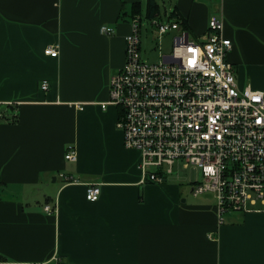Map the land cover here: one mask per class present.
<instances>
[{"label": "crops", "instance_id": "obj_1", "mask_svg": "<svg viewBox=\"0 0 264 264\" xmlns=\"http://www.w3.org/2000/svg\"><path fill=\"white\" fill-rule=\"evenodd\" d=\"M137 2L148 0H0V264H264V209L220 223L193 182L142 183L120 108L101 106ZM214 14L239 86L263 90L264 0H177L167 17L203 41Z\"/></svg>", "mask_w": 264, "mask_h": 264}, {"label": "built area", "instance_id": "obj_2", "mask_svg": "<svg viewBox=\"0 0 264 264\" xmlns=\"http://www.w3.org/2000/svg\"><path fill=\"white\" fill-rule=\"evenodd\" d=\"M141 20L139 15L132 20L125 64L110 80L109 100L101 103L103 109L120 108L117 126L124 146L140 152L141 182H164L182 160L184 167L202 169L204 180L192 183V193L214 194L220 223L229 211L246 212L257 205L264 209V89L239 86L227 58L233 42L224 36L223 16H211L203 41L179 20L152 18L160 37L175 33L173 50L158 63L142 58ZM101 31L115 32L107 25ZM45 53L55 57L59 50L48 46ZM41 87L47 90L49 82L44 80ZM65 158L78 159L74 145ZM100 193V186L93 184L86 197L96 201Z\"/></svg>", "mask_w": 264, "mask_h": 264}, {"label": "rangeland", "instance_id": "obj_3", "mask_svg": "<svg viewBox=\"0 0 264 264\" xmlns=\"http://www.w3.org/2000/svg\"><path fill=\"white\" fill-rule=\"evenodd\" d=\"M160 6V15L158 19L163 21L172 20L167 17V12H170L175 6L177 0H156ZM146 3L143 5L141 13V25H140V40H141V55L142 58L150 63L160 62L163 54H169L173 50V36L174 32H170L161 36L157 32V28L153 25L152 20L146 16ZM182 160L177 161L174 167V172L169 174L170 179H176L186 184V182H202L204 180L202 169L198 166L190 165L184 167ZM204 197H208L210 201L214 200L213 193L203 194ZM216 202V199L214 200ZM261 205H257L256 208H261ZM225 214V218H228V213Z\"/></svg>", "mask_w": 264, "mask_h": 264}, {"label": "trees", "instance_id": "obj_4", "mask_svg": "<svg viewBox=\"0 0 264 264\" xmlns=\"http://www.w3.org/2000/svg\"><path fill=\"white\" fill-rule=\"evenodd\" d=\"M142 10H143V8H142V5L140 2L133 4V13L134 14H141ZM171 13L174 16L175 10H173ZM158 15H160V6L158 5L157 1L156 0H148L147 6H146V16L148 18L152 19L154 17H157ZM181 22L185 24L184 20H182Z\"/></svg>", "mask_w": 264, "mask_h": 264}, {"label": "snow or ice", "instance_id": "obj_5", "mask_svg": "<svg viewBox=\"0 0 264 264\" xmlns=\"http://www.w3.org/2000/svg\"><path fill=\"white\" fill-rule=\"evenodd\" d=\"M190 63H195L194 61H190Z\"/></svg>", "mask_w": 264, "mask_h": 264}]
</instances>
